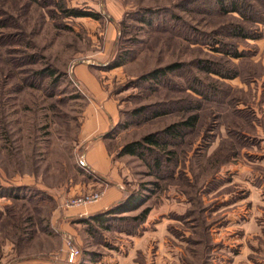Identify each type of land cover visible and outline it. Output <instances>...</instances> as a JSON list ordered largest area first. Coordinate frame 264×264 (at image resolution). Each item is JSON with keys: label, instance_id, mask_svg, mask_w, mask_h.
I'll use <instances>...</instances> for the list:
<instances>
[{"label": "rangeland", "instance_id": "obj_1", "mask_svg": "<svg viewBox=\"0 0 264 264\" xmlns=\"http://www.w3.org/2000/svg\"><path fill=\"white\" fill-rule=\"evenodd\" d=\"M239 24L254 38L231 36ZM106 105L118 201L145 202L104 225L90 216L118 201H64L117 183L83 157L90 108ZM191 115L165 147L120 154ZM0 264H264V23L216 0H0Z\"/></svg>", "mask_w": 264, "mask_h": 264}, {"label": "trees", "instance_id": "obj_2", "mask_svg": "<svg viewBox=\"0 0 264 264\" xmlns=\"http://www.w3.org/2000/svg\"><path fill=\"white\" fill-rule=\"evenodd\" d=\"M216 4L218 5V8L220 11L223 13H238L245 22H261L264 23V13L263 11L259 8L264 9V0H216ZM63 9L64 7L61 6ZM64 14L66 16H91L98 18V14L93 12V11H84L82 9H77V8H69V9H63ZM243 24H239L236 29L231 31V36L235 37H242V38H254L250 33L246 31L247 28ZM214 51L220 52V53H226L231 57H236L239 58L241 57L240 52L238 51H231L219 47H214ZM122 64V63H121ZM175 67H178L177 64L167 66L166 68H158L156 70L151 71L150 73L146 74L144 78L146 80L148 79H159L162 75H165L167 72L174 70ZM203 69L205 71H209L211 73L219 74L221 76L227 77V75H224L220 69H215V67L212 66H204ZM53 72V71H52ZM141 110H138L140 112ZM160 114H163L161 112H156L154 113V117L158 116ZM198 119V115H191L187 119L179 122H174L170 125H168L165 129L159 131V132H154L145 135L141 140H135L131 141L129 143H126L120 150V154H130V155H138L141 157L145 156V152L147 151H153L152 148H162L165 147L166 143L163 141L162 138L164 136H171V137H178L180 136L181 132L183 129L187 127L194 126L196 121ZM128 125H125L127 127ZM157 163L160 164V162L157 160ZM9 196H13L12 194L10 195L9 193H6ZM14 197V196H13ZM19 196L16 195L15 198H18ZM136 196L131 194L128 195L125 199L118 201L114 205H112L109 209H107L105 212H99L94 215L90 216V220H95L99 222L100 224H104V219L108 217L109 215H115V214H120L122 212H128L132 209H137L140 205H142L145 202V199H139L135 198ZM138 202V204H135ZM150 211L149 207H146L141 215L138 217L141 219V221L146 220L147 215ZM137 218V217H136ZM89 222V221H87Z\"/></svg>", "mask_w": 264, "mask_h": 264}, {"label": "crops", "instance_id": "obj_3", "mask_svg": "<svg viewBox=\"0 0 264 264\" xmlns=\"http://www.w3.org/2000/svg\"><path fill=\"white\" fill-rule=\"evenodd\" d=\"M96 108V106L95 108H90L91 112L95 109V113L92 112L83 127V139L90 142L83 157L88 167L95 171V173L103 176V178H112L117 181V183L115 184V187L111 186L105 189L100 201L87 206L90 207V211L104 209L122 198L124 193L119 189H123V186H120V184L123 182L124 175L127 173L125 169L122 170L121 166H119V162L113 161V152L108 149L106 141L101 137V133L105 131L107 127V115L111 116L110 112L114 113V111L110 105L109 108L106 105V110L108 108V111H104L101 108L102 111H99V109ZM87 191L88 190L80 191L78 187H73L68 193L70 196Z\"/></svg>", "mask_w": 264, "mask_h": 264}, {"label": "built area", "instance_id": "obj_4", "mask_svg": "<svg viewBox=\"0 0 264 264\" xmlns=\"http://www.w3.org/2000/svg\"><path fill=\"white\" fill-rule=\"evenodd\" d=\"M102 196L103 193L95 192L90 194L78 195L76 197H67L64 201V206L66 208L85 206L97 202L99 199H101ZM78 253L79 251L74 246H71L69 249V261L74 262Z\"/></svg>", "mask_w": 264, "mask_h": 264}]
</instances>
